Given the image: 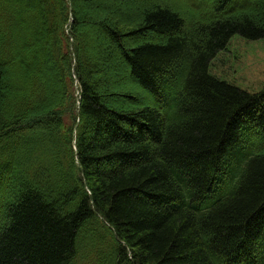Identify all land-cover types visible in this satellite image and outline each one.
Masks as SVG:
<instances>
[{"label":"trees","instance_id":"trees-1","mask_svg":"<svg viewBox=\"0 0 264 264\" xmlns=\"http://www.w3.org/2000/svg\"><path fill=\"white\" fill-rule=\"evenodd\" d=\"M216 2L189 33L175 3L145 7L138 29L165 37L128 47L123 8L95 6L106 55L75 0H0V264H74L108 236L93 264H264V84L210 73L234 35L264 38V0ZM39 34L51 79L18 53ZM123 62L158 107L117 100L103 74Z\"/></svg>","mask_w":264,"mask_h":264},{"label":"rangeland","instance_id":"rangeland-1","mask_svg":"<svg viewBox=\"0 0 264 264\" xmlns=\"http://www.w3.org/2000/svg\"><path fill=\"white\" fill-rule=\"evenodd\" d=\"M161 1L175 3L178 7H180L182 18L185 20V33H189L191 29L195 28V25H198L201 22L218 19L217 14L214 12L217 6L216 0H88L86 2L84 0H75V4L81 11L82 17L93 23V26H91L93 39L92 45L96 47L101 54L110 55L111 53V55H114L110 50H116V44L109 36L107 30V26L109 27L110 24L114 25V21H112L110 16L99 17L96 13H94L93 8L95 6L100 8L102 7L105 10L115 9L118 6L123 8L124 16L119 18L122 19L119 23H124L123 32L127 34V37L123 42L125 43V46L128 47L146 40H157L159 36H162L157 35L152 31L142 32L137 27L139 11L151 4L159 3ZM20 16L22 17L23 24L17 28L16 33L24 35L26 31L24 25H27V20L25 19L24 14H20ZM128 16L131 18L130 22L126 20ZM95 36L99 37L97 43H94ZM26 48L27 49L19 46V48H17L18 53L23 55V57H26L30 64L35 67L39 73H43L51 79L50 73L42 63V35L39 34L36 42ZM115 54L117 55L115 56V59L118 58L119 60L120 56L118 55L120 54L118 51H116ZM101 68L105 71L102 63ZM210 73L227 81L228 83L234 84L240 89L249 92L259 91L264 84V38L259 40H247L234 35L230 39L225 50L219 52L211 61ZM103 75L105 80L111 78L110 75L105 73ZM21 76L19 68L12 63L10 64L9 75L6 78L7 80L5 79L4 83L9 84L10 86L14 85L19 81ZM126 76L131 79L128 70L126 72ZM111 79V92L116 95V98L118 97L117 100H121L120 102L133 104L135 106H141V104L154 105L156 107L159 106L160 101L158 102L154 96L152 97L148 90L141 88L132 89L135 87V84L127 81L126 78H120L119 75L117 77H112ZM50 89L52 96L57 97L58 92L53 83L50 84ZM20 93H23L21 89ZM20 93L15 91V94L21 95ZM127 93L131 94L133 98L126 97ZM14 117H17V115L13 116V118ZM13 120L15 121V118L10 119L11 122H13ZM111 239L112 236H108V238L106 237V242H102L103 240H98L96 241L97 243H94L93 241L90 243V241L87 240L79 242V247L82 249L81 254L86 258L82 260V256L78 254L74 264H93L96 252H99L100 259L103 255L109 252V250H113L111 247L113 239ZM92 245L97 246V248L95 249ZM98 248L99 251H97ZM99 264L101 263L99 262Z\"/></svg>","mask_w":264,"mask_h":264},{"label":"bare ground","instance_id":"bare-ground-1","mask_svg":"<svg viewBox=\"0 0 264 264\" xmlns=\"http://www.w3.org/2000/svg\"><path fill=\"white\" fill-rule=\"evenodd\" d=\"M118 70V71H117ZM128 70V66L126 65L125 62L121 63L118 68L112 73L110 74V77H117L119 75L120 78H126L127 81H130L132 83L135 84V87L132 88V89H135V88H139V86L135 83V81L133 79H129L128 76H126V72ZM117 71V72H116ZM121 73V74H120ZM115 75V76H114ZM107 79L105 81V83H108L112 86V79ZM140 89V88H139ZM137 99V98H136Z\"/></svg>","mask_w":264,"mask_h":264}]
</instances>
